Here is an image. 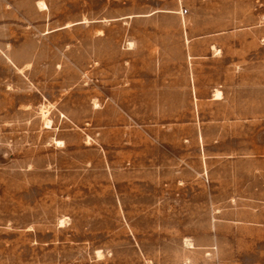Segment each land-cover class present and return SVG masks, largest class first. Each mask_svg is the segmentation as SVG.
Wrapping results in <instances>:
<instances>
[{
  "label": "rangeland",
  "instance_id": "obj_1",
  "mask_svg": "<svg viewBox=\"0 0 264 264\" xmlns=\"http://www.w3.org/2000/svg\"><path fill=\"white\" fill-rule=\"evenodd\" d=\"M0 264H264V0H0Z\"/></svg>",
  "mask_w": 264,
  "mask_h": 264
},
{
  "label": "bare ground",
  "instance_id": "obj_2",
  "mask_svg": "<svg viewBox=\"0 0 264 264\" xmlns=\"http://www.w3.org/2000/svg\"><path fill=\"white\" fill-rule=\"evenodd\" d=\"M217 96H219V94L217 95ZM219 98V97H218ZM49 125V124H48Z\"/></svg>",
  "mask_w": 264,
  "mask_h": 264
}]
</instances>
